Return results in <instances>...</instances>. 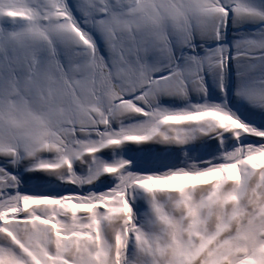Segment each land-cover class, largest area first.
Masks as SVG:
<instances>
[{
  "label": "snow or ice",
  "instance_id": "1",
  "mask_svg": "<svg viewBox=\"0 0 264 264\" xmlns=\"http://www.w3.org/2000/svg\"><path fill=\"white\" fill-rule=\"evenodd\" d=\"M0 264H264V0H0Z\"/></svg>",
  "mask_w": 264,
  "mask_h": 264
}]
</instances>
